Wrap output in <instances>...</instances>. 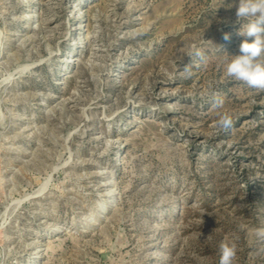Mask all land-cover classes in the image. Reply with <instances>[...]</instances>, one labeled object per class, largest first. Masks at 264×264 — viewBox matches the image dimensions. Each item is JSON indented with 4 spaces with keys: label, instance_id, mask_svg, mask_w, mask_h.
<instances>
[{
    "label": "rangeland",
    "instance_id": "374dc122",
    "mask_svg": "<svg viewBox=\"0 0 264 264\" xmlns=\"http://www.w3.org/2000/svg\"><path fill=\"white\" fill-rule=\"evenodd\" d=\"M238 4L0 0V264H219L225 243L264 264V91L224 75L254 39Z\"/></svg>",
    "mask_w": 264,
    "mask_h": 264
},
{
    "label": "clouds",
    "instance_id": "9594fccd",
    "mask_svg": "<svg viewBox=\"0 0 264 264\" xmlns=\"http://www.w3.org/2000/svg\"><path fill=\"white\" fill-rule=\"evenodd\" d=\"M236 16L238 20L247 21L237 34L254 39L251 42L248 39L242 40L239 45V54L230 55L232 58L225 64L224 75L242 82L249 89L264 91V0H239ZM223 38L224 40L230 39V34L224 33ZM221 47L218 45L219 51ZM186 55L197 58L193 59V64L185 66L182 71L185 78H191L193 69L200 67V64L204 62V56L199 50L186 53ZM222 105V99H216L213 104L216 108H221ZM232 126V116L227 112L221 114L213 124V128L218 132H227ZM257 235L264 237V230H258ZM236 256L235 243L222 244L219 264H233Z\"/></svg>",
    "mask_w": 264,
    "mask_h": 264
}]
</instances>
